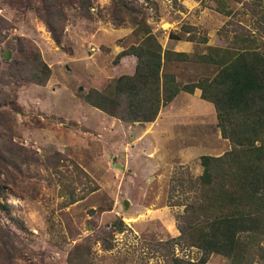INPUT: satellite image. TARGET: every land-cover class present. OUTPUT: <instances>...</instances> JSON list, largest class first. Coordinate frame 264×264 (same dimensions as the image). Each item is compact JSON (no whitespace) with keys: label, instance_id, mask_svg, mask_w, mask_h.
<instances>
[{"label":"rangeland","instance_id":"374dc122","mask_svg":"<svg viewBox=\"0 0 264 264\" xmlns=\"http://www.w3.org/2000/svg\"><path fill=\"white\" fill-rule=\"evenodd\" d=\"M129 1L163 49L189 55L226 46L231 23L251 21L239 3H231L236 15L229 17L216 0ZM113 2L63 3L58 44L35 11L43 14L41 0H0V152L16 158L0 160V201L7 205L0 224L14 243L7 257L0 240V264H78V253L83 264H167L169 252L191 261L201 255L194 247L158 249V241L179 234L183 211L171 205L179 193L169 198L168 189L173 176L201 173L200 155H221L230 143L198 89L180 91L149 123L125 122L85 102L89 89L102 90L135 68V57L119 56L136 39ZM183 27L207 41L170 38H185ZM37 52L51 70L45 85L25 80L17 62H31ZM165 69L180 84L215 71L193 61ZM205 264L228 260L213 253Z\"/></svg>","mask_w":264,"mask_h":264},{"label":"trees","instance_id":"16d2710c","mask_svg":"<svg viewBox=\"0 0 264 264\" xmlns=\"http://www.w3.org/2000/svg\"><path fill=\"white\" fill-rule=\"evenodd\" d=\"M74 1L84 6L88 0H41L43 14L35 7L58 44L61 6ZM215 2L217 10L229 17L236 15L231 3H239L250 15V25L231 23V39L226 46L207 45L205 52L189 55L163 49L137 5L129 0H114L116 18L119 22L127 18L136 39L119 56L135 57V68L102 90L89 89L84 100L122 121L149 123L180 91L200 90V97L213 104L220 134L229 141L230 149L221 155H200L202 170L196 177L187 173L172 177L169 198L175 192L179 196L171 205L183 206L176 217L179 234L158 241L157 247L165 251L176 246L194 247L201 252L196 261L169 252L165 254L167 264H205L213 253L225 257L228 264H264V0ZM189 28L183 27L188 33L185 38L174 33L169 36L207 41L192 35ZM33 55L31 62L17 61L25 73L23 77L45 85L51 70L38 52ZM183 61L197 62L202 68L214 66L215 71L180 84L177 75L165 67ZM0 160L4 165L16 158H6L0 152ZM3 188L0 185V194L4 195ZM75 200L72 197L68 203ZM6 208L0 201V211ZM0 240L7 246L6 256L11 257L13 239L1 224ZM76 260L83 264L85 258L78 253Z\"/></svg>","mask_w":264,"mask_h":264},{"label":"water","instance_id":"95a60500","mask_svg":"<svg viewBox=\"0 0 264 264\" xmlns=\"http://www.w3.org/2000/svg\"><path fill=\"white\" fill-rule=\"evenodd\" d=\"M124 205H125L126 208L128 207V202H127V200L124 201Z\"/></svg>","mask_w":264,"mask_h":264}]
</instances>
